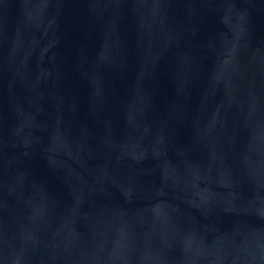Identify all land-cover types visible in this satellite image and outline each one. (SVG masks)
Returning <instances> with one entry per match:
<instances>
[{
    "label": "water",
    "instance_id": "95a60500",
    "mask_svg": "<svg viewBox=\"0 0 264 264\" xmlns=\"http://www.w3.org/2000/svg\"><path fill=\"white\" fill-rule=\"evenodd\" d=\"M0 264H264V0H0Z\"/></svg>",
    "mask_w": 264,
    "mask_h": 264
}]
</instances>
